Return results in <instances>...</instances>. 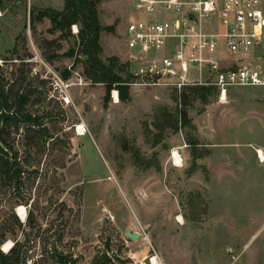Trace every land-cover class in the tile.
<instances>
[{
	"label": "rangeland",
	"instance_id": "obj_1",
	"mask_svg": "<svg viewBox=\"0 0 264 264\" xmlns=\"http://www.w3.org/2000/svg\"><path fill=\"white\" fill-rule=\"evenodd\" d=\"M62 5L65 0H0L6 89L13 83L16 89L35 87L26 113L41 118L40 126L6 128L8 149L24 172L19 190L0 180V250L7 254L5 245L19 241L28 264H57L56 253L68 256L69 264H264V86L232 87L224 100L214 93L207 104L191 96L183 105L174 86L144 85L152 80L139 77L131 80L130 101H115L114 88L106 105V86L87 79L82 64L73 67L76 58L86 60L79 33L73 27L71 35L53 32L49 19L31 28L32 10L36 16ZM97 11L108 29L100 36L101 59L117 57L131 74L139 71L126 47L134 12L128 0H102ZM201 26L217 36L215 57H226L217 22ZM34 48L46 60L56 50L59 58L47 61L63 77L70 72V105L51 99L49 85L29 73L24 61ZM231 61L228 55L222 66L231 67ZM249 62L264 71V48ZM181 109L190 126L180 124L178 132L156 126L165 112L175 119ZM80 125L84 136H78ZM178 148L182 165L171 161Z\"/></svg>",
	"mask_w": 264,
	"mask_h": 264
},
{
	"label": "built area",
	"instance_id": "obj_2",
	"mask_svg": "<svg viewBox=\"0 0 264 264\" xmlns=\"http://www.w3.org/2000/svg\"><path fill=\"white\" fill-rule=\"evenodd\" d=\"M128 2L134 12L125 28L126 47L131 60L140 65L133 75L152 80L144 85H171L179 91L187 86L215 87L221 99L232 87L264 86V71L249 62L255 50L264 48V0ZM141 14L152 17L140 19ZM202 21H215L221 27L227 58L215 57L220 50L217 36L209 34L201 26ZM195 25H200L201 30ZM72 27L75 34L79 33L77 25ZM228 55L233 56L232 65L223 67ZM24 62L29 64L33 78L49 85L51 99L72 103V84L38 50L34 48ZM4 65L0 60V66ZM171 161L183 164L179 148L171 152Z\"/></svg>",
	"mask_w": 264,
	"mask_h": 264
},
{
	"label": "trees",
	"instance_id": "obj_3",
	"mask_svg": "<svg viewBox=\"0 0 264 264\" xmlns=\"http://www.w3.org/2000/svg\"><path fill=\"white\" fill-rule=\"evenodd\" d=\"M101 1L102 0H65L64 9L62 11L48 9L46 11L38 12L36 16L32 10L30 12V24L32 30L35 31L37 23H40L45 19H49L52 23L53 32H66V36L71 35V28L73 25H79L81 53L86 58V60L84 61L81 58H76L73 67L82 64L84 76L87 79L91 80L95 84H103L106 86L107 95L104 99L106 105L110 98V92L114 88L119 91L120 101L126 103L130 101L131 98V80L136 77L130 73L128 69L129 65L120 63L117 57L109 58L107 63L101 59L103 49L100 45V36L102 32L108 30L106 27H103L99 21L97 6ZM48 44L54 46L55 41ZM56 47L57 49L61 48L60 45H56ZM73 54L74 51L70 53V56H73ZM46 58L48 61L53 62L55 59L59 58V55L56 54L55 50L53 53H50V55H47ZM4 67L5 65L0 66V111L2 107H4L9 112L16 109L19 116L18 118H13L6 121L3 125V128L0 129V141L7 148H9L8 144L6 143L5 135L7 136L9 134L6 132V128L10 123H24L28 125L40 126L41 118L37 116L34 117L29 113H26V107L30 102L31 95L36 92V88L29 85V91L26 89H21V87L20 89H16L15 83H13L8 87V89H6V86L9 84V82L4 75ZM28 71L30 73V69ZM24 74V69H20L19 79H22V83L26 79ZM123 74L126 75V78L122 77ZM64 76L68 78L70 76V72L66 70ZM40 84H44V82H40ZM178 91L179 90L176 89L177 97L175 100L180 101L183 105H188L190 103L191 96H193L194 100L200 99L202 102L207 104L209 102V96L211 94L218 93V90L215 87L203 86L183 88L179 95ZM165 115L167 118L164 120V123L159 124V126L156 125L162 130L169 128L175 132H178L180 130V124L182 127L191 125V121L188 117L186 109H181L177 113V117H175V119L167 112H165ZM40 138H43V136L40 135ZM34 139H36L35 134L33 136L30 135V137L27 138L26 145L28 148L33 147ZM190 144L193 145L194 143ZM23 172V168L18 165L13 154L12 164H10L6 158L0 156V180H3V184L5 186H14L16 190H19L22 185L21 179ZM27 222L29 225H33L34 223L31 213L28 216ZM17 224H19V227L22 226L19 220H17ZM23 248L24 244H21L18 241L7 254L0 250V264H28L31 262L29 256H26L24 253ZM53 258L57 264L70 263L69 257L63 255L62 253H56Z\"/></svg>",
	"mask_w": 264,
	"mask_h": 264
},
{
	"label": "water",
	"instance_id": "obj_4",
	"mask_svg": "<svg viewBox=\"0 0 264 264\" xmlns=\"http://www.w3.org/2000/svg\"><path fill=\"white\" fill-rule=\"evenodd\" d=\"M18 117L19 116L17 114L16 109L9 112L4 107H2V109L0 111V129L3 128V125L6 121L13 119V118H18ZM0 156L6 158V160L10 164H12V153L1 141H0ZM127 237H129L133 240H138L140 238V234L127 232Z\"/></svg>",
	"mask_w": 264,
	"mask_h": 264
},
{
	"label": "bare ground",
	"instance_id": "obj_5",
	"mask_svg": "<svg viewBox=\"0 0 264 264\" xmlns=\"http://www.w3.org/2000/svg\"><path fill=\"white\" fill-rule=\"evenodd\" d=\"M246 55H249V54H246ZM113 98H114L115 101H118L119 100V96H118V93L117 92H114ZM222 100H224V98ZM86 133H87V130H86L85 125H80L78 127V136H84ZM17 212H18V215L20 216V218L23 221H25L26 218H27V209L24 208V207H21V208H18V211ZM11 246H12V243H7L5 245V251H8Z\"/></svg>",
	"mask_w": 264,
	"mask_h": 264
},
{
	"label": "crops",
	"instance_id": "obj_6",
	"mask_svg": "<svg viewBox=\"0 0 264 264\" xmlns=\"http://www.w3.org/2000/svg\"><path fill=\"white\" fill-rule=\"evenodd\" d=\"M64 9V5H62V10ZM61 9L59 11H62ZM181 150V149H180ZM183 155V154H182Z\"/></svg>",
	"mask_w": 264,
	"mask_h": 264
}]
</instances>
